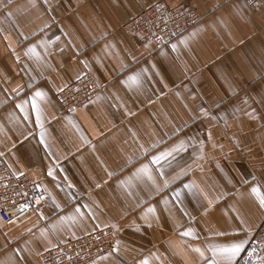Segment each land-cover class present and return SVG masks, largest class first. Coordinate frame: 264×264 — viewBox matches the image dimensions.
I'll use <instances>...</instances> for the list:
<instances>
[{
	"label": "crops",
	"instance_id": "obj_1",
	"mask_svg": "<svg viewBox=\"0 0 264 264\" xmlns=\"http://www.w3.org/2000/svg\"><path fill=\"white\" fill-rule=\"evenodd\" d=\"M158 1L180 0H0V157L42 188L38 212L0 220V264L106 226L92 264H226L216 250L260 224L264 4L188 0L200 22L156 49L123 25ZM87 71L101 91L63 111L56 92Z\"/></svg>",
	"mask_w": 264,
	"mask_h": 264
},
{
	"label": "built area",
	"instance_id": "obj_2",
	"mask_svg": "<svg viewBox=\"0 0 264 264\" xmlns=\"http://www.w3.org/2000/svg\"><path fill=\"white\" fill-rule=\"evenodd\" d=\"M257 11L264 0H244ZM201 20L198 10L188 0L176 4L155 2L128 20L123 29L138 44L152 43L156 49L167 47L177 36ZM102 85L89 71L56 92L63 111L83 105L98 94ZM42 188L38 180L27 174L13 172L0 157V220L6 224L21 219L30 212H38ZM37 200L39 203H37ZM115 234L110 226L64 242H58L40 255L41 264H92L95 259L113 251ZM264 244V217L235 264H255L260 246Z\"/></svg>",
	"mask_w": 264,
	"mask_h": 264
},
{
	"label": "snow or ice",
	"instance_id": "obj_3",
	"mask_svg": "<svg viewBox=\"0 0 264 264\" xmlns=\"http://www.w3.org/2000/svg\"><path fill=\"white\" fill-rule=\"evenodd\" d=\"M175 48V46H173V49ZM138 76L139 74L137 73H133L132 75H130L125 81H123L122 83H136L138 82ZM43 93L41 92H37L35 93V97H42ZM32 107L35 110L37 108V105L35 103V100L32 103ZM39 118V117H38ZM164 154H161V156H156L152 158V163L154 164H158L160 159L162 158ZM167 155H171V153H168ZM140 172H147L148 171V166H142V168L139 170ZM52 173L49 172V175H51ZM162 174V173H161ZM167 184V182H166ZM185 187H190L189 185H185ZM252 193L255 194L259 200V203L261 206H264V192H261L259 186L253 187L252 188ZM37 203H39V201L37 200ZM154 208H150L148 211L152 212L154 211ZM77 211H79V209H77ZM185 235H187V233H185ZM244 248V242L240 241L238 243H233L229 246H225V247H220L218 248L216 251H218L219 253L222 254V258L226 261V264H233L234 259L241 253V251ZM196 251H200L199 249H196ZM201 255H203V253L201 252ZM142 264H148V262L145 260L142 262ZM210 264H216V261L213 260L210 262Z\"/></svg>",
	"mask_w": 264,
	"mask_h": 264
},
{
	"label": "rangeland",
	"instance_id": "obj_4",
	"mask_svg": "<svg viewBox=\"0 0 264 264\" xmlns=\"http://www.w3.org/2000/svg\"><path fill=\"white\" fill-rule=\"evenodd\" d=\"M255 264H259V263H258V260H256Z\"/></svg>",
	"mask_w": 264,
	"mask_h": 264
}]
</instances>
